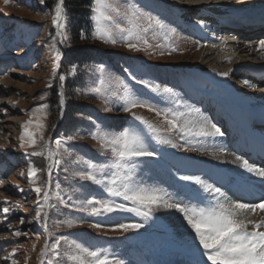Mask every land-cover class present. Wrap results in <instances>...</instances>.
<instances>
[{
	"label": "rangeland",
	"instance_id": "1",
	"mask_svg": "<svg viewBox=\"0 0 264 264\" xmlns=\"http://www.w3.org/2000/svg\"><path fill=\"white\" fill-rule=\"evenodd\" d=\"M119 2L121 11L125 4L131 3L153 17L152 22L141 21L148 31L142 33L140 39L130 40L141 50H129L125 46L126 37L115 28L112 31L116 40L114 44L96 38L94 41H80L88 48L97 47L101 48V51H107L112 59H105L89 66L90 68L68 67L63 73L64 77L69 78L68 81L76 85L75 88L68 89L69 95L79 106L82 105L81 114L75 116L73 123L64 132L56 128L58 121L62 119L60 96L62 98L64 95L65 102L62 83L58 80L62 60L67 55L65 46H77V43H70L73 42L70 38V19L64 21L65 29L61 35L51 21L55 4L50 7L45 0L43 3L41 0H9L5 4L4 0H0V50L8 57L6 62L11 65L7 72L0 74V264H12V260L6 261L3 258L13 252L16 264H38L37 257L40 249L44 247L45 240L51 245L61 236L65 237L59 250L61 255L53 258L49 252L53 264H56L57 260L59 264H71L64 253H78L74 247L69 248V245L74 244L91 250L104 249L114 259V264H207L201 256L202 249L199 248L191 228H188L189 231L184 230L179 221L168 223L159 214V209L154 210L146 222L143 217L129 212L92 216L79 211L80 206L91 199H110L125 204L128 202L121 197L109 196L103 184L81 180L75 173L86 170L88 162H92L103 168L101 179H110L113 157L110 150L102 149L99 143L92 139V133L98 128H103L109 135H115L129 125H136L144 132L150 149H154L157 154L152 157H138L131 162L134 165L129 172L132 182L145 189L166 192L172 199L182 200L184 203L200 202L201 206L214 203L212 194L193 182L181 180L180 177L200 176L207 184H211L209 173L205 171V163L212 162L216 154L209 152L211 149L208 148V142L216 144L223 138L221 135L188 137L176 129L169 131L165 116L171 119L173 114L180 115L181 124L188 120L197 123L207 121L209 130L211 125H215L221 133L223 129L219 124L225 119L222 121L221 112L217 115V109L224 110L233 105L253 112L255 108L263 107L264 104L258 107L254 104L264 101V86H257L256 82L250 84L247 72H242L239 77L232 74L235 68H251L250 64L255 60L251 50L238 55L231 49L227 52L225 47L233 46L231 38L225 36L227 43H231L225 45L216 36L215 27L211 26L208 32L202 28L206 17L201 15L205 18L200 19L197 15L207 14V11L216 5L218 8L240 10L244 7L252 8L253 2L264 4V0H208L199 3L195 0ZM178 5L185 8V14L181 16L183 19L187 14L184 22L177 18L178 14H182L177 13L180 10ZM116 22H119L121 27L125 26L119 17ZM194 26L200 30H194ZM63 36H67V39H63ZM144 40L147 45L143 43ZM6 43L7 47L4 46ZM53 44L55 50L52 48ZM237 46L235 48L238 50L240 46ZM57 53L60 55L59 67L53 77L52 68ZM209 69H221L228 73L227 83L215 86L207 83V80H196L199 70L221 75L208 71ZM75 76L80 78L78 83ZM223 77L225 80V76ZM100 80H104L105 85L103 93L98 95L94 88ZM138 80L148 82L150 87L137 83ZM55 81V95L60 107L57 120L50 109ZM244 81L249 83L245 84ZM153 87L157 90L153 91ZM165 88L171 91L165 92ZM41 93H47L43 101L39 99ZM129 98L150 106L152 110L150 111L149 107H136L131 112L123 111V106ZM41 104L45 105L44 111L47 112L46 118H42L45 124L44 139H51L53 149L56 139L63 140L60 154L54 157L60 160V164L53 167H58L59 172L56 170L51 173V180L54 179L51 191L54 196L59 193L67 205H62L55 199L48 214L52 216L57 213L58 216L55 222L51 220L47 224V231L42 224L44 218L39 222L34 219L36 208L30 206L38 197L32 190L36 185L28 179V167L31 163L35 168H41L37 173V184L45 187L50 159L28 155L32 149L20 147L19 141L20 125L30 118L29 111ZM133 113L159 128L160 139L169 140L171 143H157L144 126L134 119ZM192 148L205 150L192 151ZM43 178L46 180L44 183ZM41 198L42 195L39 199ZM5 207L9 209L7 214L3 212ZM169 210L177 212L175 209ZM179 216L183 217L181 213ZM68 220L76 223L68 227ZM96 223L102 226L93 227ZM119 223H139L144 226L128 232L113 230V226ZM16 232L21 234L15 235ZM49 232L52 233L51 236L47 235Z\"/></svg>",
	"mask_w": 264,
	"mask_h": 264
},
{
	"label": "snow or ice",
	"instance_id": "2",
	"mask_svg": "<svg viewBox=\"0 0 264 264\" xmlns=\"http://www.w3.org/2000/svg\"><path fill=\"white\" fill-rule=\"evenodd\" d=\"M4 2L7 4L9 0H4ZM41 2L43 3V0ZM92 11L93 20L96 22L94 38L105 43L114 44L116 40L113 38L112 31L115 28L122 36L126 37L125 46L129 50H141L137 44L131 43L130 40L140 39L141 34L148 31V28L141 21L152 22L153 17L150 14L143 12L131 3L125 4L123 11H121L119 0H92ZM53 13L52 25L63 35V30L65 29L64 0H56ZM118 17L125 26L121 27V24L116 22ZM63 39L66 40L67 36H63ZM143 43L147 45L146 40ZM259 44L260 49L264 50V40H261ZM52 48L55 50V44L52 45ZM59 60L60 55L57 53L52 68L53 77L56 76ZM221 75L227 76L228 73H222ZM64 79L63 75L59 76L61 82ZM137 83L150 87L149 83L143 80H138ZM244 83L248 84L249 82L244 81ZM104 85L105 81L100 80L94 88L95 93L98 95L102 94ZM152 90L156 91L157 89L153 87ZM164 91L170 92L171 89L165 88ZM46 95L47 93H41L39 99L43 101ZM62 103L63 101H61ZM136 107H149V110H152L150 106L144 105L136 99L129 98L123 106V111L131 112ZM44 109L45 105L41 104L29 111L30 118L20 125L19 141L20 147L32 149L30 153H27L28 155L42 156L45 160H52V163L48 166L50 176L51 167L60 164V160L53 158L60 154L63 140L56 139L54 141L55 149H53L51 143L44 139L45 124L42 118L47 116V112ZM156 114L160 115L158 111ZM133 116L135 120L144 126L147 133L156 139L157 143H171L169 140L160 139V129L155 125L143 117L135 116L134 113ZM180 119L181 116L177 114H173L171 119L165 116L168 130L176 129L182 132L183 136L188 137H214L222 134L215 125H211V130H209L207 121L197 123L188 120L181 124ZM92 139L96 140L102 149L110 150L113 157L111 164L113 169L112 177L107 180L101 179L100 175L103 172V168L92 162H88L86 170L79 171L75 175L79 176L81 180H87L97 185L103 184L109 196L121 197L128 204L116 203L110 199H91L82 204L79 211L87 212L92 216L129 212L143 217L146 222L156 209L161 207L175 209L182 214L183 219L195 234V240L198 241V246L202 249L201 256L206 260L207 264H264V195L252 202L231 200L219 187L207 184L200 176L185 175L181 176L180 179L193 182L205 192L212 194L214 203L204 206L184 203L182 200L172 199L170 194L166 192L161 193L158 190L145 189L132 182L129 172L134 165L131 162L138 157H152L157 154L154 149H150L144 132L136 125H129L115 135H109L103 128H98L97 131L92 133ZM171 146L176 147L175 144H171ZM191 150L204 151L205 149L192 148ZM236 159L240 160V157H236ZM242 167L264 182V169L256 168L246 160L242 162ZM39 171L41 170L29 163L28 179L30 183L36 185L32 190L36 192L38 197L34 218L38 222L42 218L47 217L44 209L51 206L49 205V200L52 198L47 188L37 184V173ZM41 195L43 203H40L39 200ZM55 198L60 204L67 206L59 193H56ZM3 212L7 214L9 209L5 207ZM254 216H259L260 218L254 219ZM21 223H23V219H21ZM74 223L76 221H66L68 227H72ZM101 226L100 223L93 225V227L97 228ZM143 226V224L139 223H119L113 226V230L128 232ZM20 234V232L15 233V235ZM47 235L51 236L52 233L49 232ZM64 239L65 237H58L51 245L48 244L46 239L44 247L40 249L37 257L38 264H53V259L49 258V252L52 253L53 258H58L61 255L59 251L61 241ZM73 247L78 250V253L76 251L64 253L71 264H114V259L104 249L91 250L79 244L69 245L70 249ZM14 255L15 252L10 253L3 259L6 261L12 260V264H16L13 259ZM56 264H59L58 260Z\"/></svg>",
	"mask_w": 264,
	"mask_h": 264
},
{
	"label": "bare ground",
	"instance_id": "3",
	"mask_svg": "<svg viewBox=\"0 0 264 264\" xmlns=\"http://www.w3.org/2000/svg\"><path fill=\"white\" fill-rule=\"evenodd\" d=\"M195 1L199 3L208 0H195ZM237 1L247 2L248 0H237ZM252 5L253 8H255L259 6V3L253 2ZM216 6L210 8L211 16L218 14L219 8ZM261 6L264 7V4H261ZM199 18L202 19L205 17L201 16ZM259 42L260 41H258L257 44L255 43L251 44V42H247L245 43L246 44L245 46L244 44H241L242 46L239 47V50H237L235 48V45L233 44L232 45L234 47L227 45L225 49H227L226 50L227 52L228 50L231 49L233 53H236V55H238L241 52L250 51L251 50L250 48L255 45L257 46V49H259V51L264 52V50L260 49ZM228 44L231 43L229 42ZM225 49H223V51H225ZM201 75L204 78H206L207 82L212 83L214 85H220L224 80V77L218 74L202 72ZM255 82L257 86H264V78L262 77L260 78L258 77V80ZM250 84H252V82ZM262 104H264V101H257L255 102L254 106L258 107L261 106ZM224 110L227 111L228 113L226 114L221 113V116L222 118L225 119V121L219 124V127L223 129L221 131L222 133L221 137L223 139L222 141H217L218 143L216 144H210V142H208L209 144L208 148L211 149L209 152L212 151L211 153L216 154V157L215 159L213 157L212 162L206 163L207 170H210L216 177L220 176L218 178V182L216 183L215 187H219L221 191L224 192L226 195H234V197L235 195H246L248 197H252L251 194L254 192V189L261 187L260 191H256L255 193H253L254 199L251 200L250 202L256 201L258 197L264 195L263 192L264 182H262L259 177L251 175L242 167V162L244 161L243 158L250 156L248 155V149L250 148V144L256 143L255 139L252 138L253 135L249 128L252 118L251 114H249V112L243 111L242 109L238 108V106L236 107L233 105L226 107ZM236 157H240V160H237ZM247 161L249 164L250 163L253 164L252 161L250 160ZM262 167L263 166L261 165L260 166L257 165L256 168L262 169ZM250 190H252L253 192H250ZM240 201H245V200L242 199ZM198 204H200V202ZM158 211H160L159 214H161L163 219L166 220L168 223L172 224L174 223V221L178 223L179 221V223L183 226L182 228L184 230H188V228H190L187 225L186 221L182 219L183 217L181 218V216H179L178 211L173 212L172 210L163 207L159 208ZM172 215L175 217H173ZM253 218L259 219L260 217L254 216Z\"/></svg>",
	"mask_w": 264,
	"mask_h": 264
},
{
	"label": "trees",
	"instance_id": "4",
	"mask_svg": "<svg viewBox=\"0 0 264 264\" xmlns=\"http://www.w3.org/2000/svg\"><path fill=\"white\" fill-rule=\"evenodd\" d=\"M46 3L51 7L56 3V0H45ZM64 8H65V19H70V30H71V36L70 38L73 40L70 43H77L76 47H69L65 46L67 50V55L66 57L62 60L61 64V69L59 73L63 75L65 73V70L69 67H74L76 68L77 66L79 67H84V66H91L93 64H98L104 61L105 59H108L111 61V54L108 53L107 51H101V48L93 47V48H88V46L84 43H80L82 40H95L94 38V31H95V21L93 20V11H92V0H64ZM90 68V67H89ZM60 75V76H61ZM76 82L78 83L80 81V78L78 76H75ZM69 78L65 77V80L61 82L58 80L60 83H62V88L64 90L65 94V112L60 121L57 123L58 130H68V127L70 124L73 123L74 118L76 115L81 114L80 112V105L79 103L75 101L69 94L68 89L69 88H75L76 85L74 83H71L68 81ZM57 81L53 83V96L52 100V105L50 106V109L54 115V119H58L59 116V104H58V97L55 95L56 93V84ZM62 128V129H61ZM41 169V168H40ZM59 172V168L55 167L54 171ZM105 177V175H102ZM63 180V179H62ZM45 178H43V183L45 182ZM54 179L52 178L51 184L53 185ZM53 188V187H52ZM51 188V189H52ZM50 196L52 197L49 202H50V208L54 206L53 202H55V196L53 195L52 191L50 190ZM49 208V210H50ZM56 216L58 214H48V223L52 220V222L56 221ZM54 217V220H53Z\"/></svg>",
	"mask_w": 264,
	"mask_h": 264
},
{
	"label": "water",
	"instance_id": "5",
	"mask_svg": "<svg viewBox=\"0 0 264 264\" xmlns=\"http://www.w3.org/2000/svg\"><path fill=\"white\" fill-rule=\"evenodd\" d=\"M61 92H62V91H61ZM62 101H63V100H62ZM62 105L64 106V101H63Z\"/></svg>",
	"mask_w": 264,
	"mask_h": 264
}]
</instances>
